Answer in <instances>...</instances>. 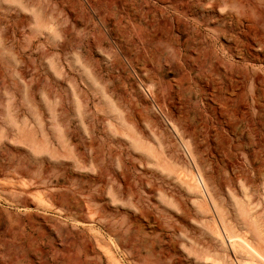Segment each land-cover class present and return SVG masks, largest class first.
<instances>
[{"label": "rangeland", "instance_id": "rangeland-1", "mask_svg": "<svg viewBox=\"0 0 264 264\" xmlns=\"http://www.w3.org/2000/svg\"><path fill=\"white\" fill-rule=\"evenodd\" d=\"M0 264H264V0H0Z\"/></svg>", "mask_w": 264, "mask_h": 264}, {"label": "bare ground", "instance_id": "bare-ground-1", "mask_svg": "<svg viewBox=\"0 0 264 264\" xmlns=\"http://www.w3.org/2000/svg\"><path fill=\"white\" fill-rule=\"evenodd\" d=\"M230 238H232V237H230ZM240 240V239H239Z\"/></svg>", "mask_w": 264, "mask_h": 264}]
</instances>
